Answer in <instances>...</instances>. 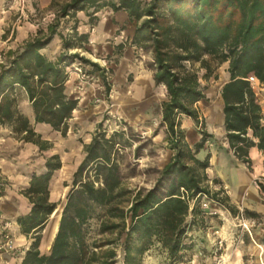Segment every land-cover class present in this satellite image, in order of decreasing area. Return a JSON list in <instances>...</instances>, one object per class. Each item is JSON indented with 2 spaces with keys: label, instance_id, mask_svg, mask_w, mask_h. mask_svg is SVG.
<instances>
[{
  "label": "trees",
  "instance_id": "1",
  "mask_svg": "<svg viewBox=\"0 0 264 264\" xmlns=\"http://www.w3.org/2000/svg\"><path fill=\"white\" fill-rule=\"evenodd\" d=\"M108 7L126 10L137 23L133 42L152 50L155 81L167 91L161 104L162 125L174 153L153 188L132 193L123 186L119 165L112 156L117 130L107 137L101 123L91 143L84 145L86 157L74 173L58 231L50 250L43 252V230L57 209V203L50 199V181L62 166L58 154L47 157L46 171L33 174L30 186L24 190L32 209L20 216L18 223L32 242L22 264H116L119 247L123 264H143L145 253L155 242L173 264L183 262L193 246L189 237L193 220L189 216L197 217L201 210L199 203L191 206L181 188L190 198L211 194L205 184L211 154L204 159L197 157L210 134L202 130L201 140L190 145L181 127V116L200 123L197 103L206 97L207 89L203 81L217 79L218 68L226 62L230 80L223 85L221 96L230 148L237 158L249 163L250 147L264 151L263 109L246 79L254 73L264 84V0H69L61 5L47 30L38 29L35 37L9 50L1 60L0 128L9 129L42 151L51 147L52 143L42 138L20 108L23 91L35 122L48 124L67 136L69 121L78 107V99L66 90L68 62L81 59L97 66L79 52L70 53L71 49L84 48L89 38L78 32L76 16L84 10L92 23L94 14ZM67 17L74 18V25L65 34L60 27ZM57 34L63 51L53 59L43 49ZM196 63L200 64L198 68L194 67ZM108 73L104 69L101 75L110 92ZM260 187L264 191V185ZM220 192H214V198L219 199ZM223 203L237 212L227 197ZM96 207H101L103 214L99 236L90 241L88 224ZM246 213L258 215L250 210Z\"/></svg>",
  "mask_w": 264,
  "mask_h": 264
},
{
  "label": "crops",
  "instance_id": "2",
  "mask_svg": "<svg viewBox=\"0 0 264 264\" xmlns=\"http://www.w3.org/2000/svg\"><path fill=\"white\" fill-rule=\"evenodd\" d=\"M29 1L34 11L37 10L42 16L41 19H30L29 25L20 34L19 42H16V48L23 45L25 40L35 37L38 29L47 30V26L53 22L51 17L55 15L51 7L54 0ZM36 15L32 14L33 17ZM94 15L96 18L92 23L84 10L79 11L76 16L78 32L88 34L89 38L84 48L71 49L70 53L79 52L81 56L96 63L97 66L81 59L76 60V62L83 63L92 74L93 81L86 83L81 81L74 71H70L73 62H68L66 69L70 73L66 90L69 96L78 99V107L74 110L73 117L69 121L67 136H62L60 132L53 130L48 124L36 123L34 111L27 95L23 91L20 92V108L28 115L35 130L41 134L44 140L50 141L52 145L48 150L42 151L38 145L26 142L24 155L28 153L35 155L36 152L43 153L44 159L38 169L35 165L27 168L20 165V162L0 157V214L3 216L0 220V231L6 227L5 223L9 222L14 243L17 246L16 250H21L18 251V255L15 254L16 251L10 254L0 252V264H22L24 254L32 242V238H28L22 233L18 218L28 214L32 209V203L24 194V190L30 186L33 174L44 173L46 171V158L58 154L62 166L54 172L50 181V199L57 202L63 193H68L74 173L86 157L85 152L83 157L77 161V152L85 144L91 143L103 118L108 115L110 102L113 100L111 91L116 88L121 97L127 95L122 100L125 102L131 118L136 117V114H133V109H131L132 106L144 105L148 109L154 100L163 102L166 99V87L156 83L153 67L151 65L145 66L138 58L140 56L138 47L142 46L133 42L137 23L130 19L128 12L124 9L114 11L108 7ZM67 18L62 20L64 25L61 27L65 34L70 32L74 25V18ZM48 19L49 22H47ZM62 51V39L58 34L43 49V52L53 59ZM144 53L148 54V60L152 61L155 67L152 50L146 47ZM228 67L229 63L226 62L223 64L222 70H217L218 78H213L216 83L214 85L206 84V97L197 103L200 111L199 119L204 126L202 130L210 134L197 157L204 159L209 153L211 154L210 166L207 169L209 181L212 183V179H218L219 182L214 184L222 186L228 202L237 211L236 214H233L228 208H219L223 215L222 218L225 220L224 228L230 230L232 225L236 223V218H239V215L242 216L244 210L255 211L264 219V191L257 181L259 179L264 185V181H262L264 179L262 178L264 175V151L257 146L250 147L248 150L249 163L237 158L230 148L225 129L224 101L221 96L223 85L230 80ZM104 69L109 70L107 77L111 84L110 92L107 91L101 75ZM129 78H131L130 81ZM210 82L213 81L210 79ZM260 104L264 108L261 102ZM147 117L152 121L149 122V125L144 126L145 129L147 131L154 129L156 137L163 140L166 133L165 126L162 125V108L158 113H151ZM158 122L161 124L157 125ZM198 124L190 116H181V127L185 130L186 139L192 146L202 138ZM76 139H83L84 143L77 144ZM170 151L171 158L174 151L172 149ZM60 215V210L57 208L47 224L48 226L51 221L54 222L49 238L51 244L58 231ZM193 233L196 234L195 229L192 231ZM196 246L193 244L188 252ZM262 247L264 248V241ZM241 253L239 248L231 251V253L228 252L227 257H230L227 258L228 263L240 264L243 261ZM261 259L264 262V255Z\"/></svg>",
  "mask_w": 264,
  "mask_h": 264
},
{
  "label": "rangeland",
  "instance_id": "3",
  "mask_svg": "<svg viewBox=\"0 0 264 264\" xmlns=\"http://www.w3.org/2000/svg\"><path fill=\"white\" fill-rule=\"evenodd\" d=\"M67 1L69 0H54L51 6L55 12V15L51 17L53 22L57 18V11ZM32 14L37 15L33 17ZM41 16L37 10L34 11L29 0H0V62L9 50L16 48V42H19L20 34L29 25L30 19H41ZM47 22H49V19ZM62 25L64 24L61 23V27ZM142 47L146 49V47ZM147 56L148 54L144 53L143 57L138 56V58L145 66L151 65L155 71L156 68L153 66V62L149 61ZM199 66V63L194 65L195 68ZM222 66L223 64L218 69L222 70ZM201 72H204V70H201ZM130 80L131 78H129ZM211 81L213 82L204 80V84L214 85L216 83L213 77ZM256 92L259 101L264 105V87L262 89L256 88ZM111 94H113V100L110 102L108 115L103 118L102 127L107 130V137L117 130L112 156L119 165L123 186L131 190L132 193L139 189L149 190L156 185L160 177V171L169 161L171 154V148L167 143L166 136L163 140H159L154 129L147 131L144 127L152 121L147 116L151 113H158L161 110L162 102L154 100L150 103L148 109L144 105L132 106L131 109H133V114H136V117L131 118L125 102L122 100L127 95L121 97L116 88L111 91ZM160 124L161 122L157 123V125ZM198 127L202 131L204 126L201 121ZM76 141L77 144L84 143L83 139H76ZM26 145V142L12 134L9 129L0 128V157L20 162V165L27 168L35 165L38 169L44 159L43 153L36 152L35 155L30 153L24 155ZM77 153L76 158L78 161L85 154L84 147L80 148ZM90 170L94 172L93 166ZM209 180L210 178L205 184L211 189V194L201 195L195 202L199 203L201 212L197 217L189 216V220H193L189 237L192 240V244L197 246L186 254L183 264H229L228 259L230 257H227V253H231V251H235L238 248L243 256V261L240 264H262L261 258L264 255V251L259 245L262 246L264 241V219L260 214L252 216L244 210L242 211V216L239 215V218H236L237 220L232 225L233 227L230 230L225 229V220L222 218L223 215L219 208L229 209L228 204L223 203L226 193L222 186L214 184L219 182L217 178L212 179V183ZM214 180H217V182ZM257 181L259 186L263 184L259 179ZM164 186H167V183ZM228 187L230 186L228 185ZM219 190H221L219 199H216L213 193ZM66 194V192L63 193L56 202L60 214L66 202ZM206 201H210L208 209H205L203 205ZM102 214L103 209L101 207L94 209V216L88 224L90 241L99 236L98 228ZM53 225L54 222L51 221L50 225L43 230L41 244L43 252L50 250L51 241L49 238ZM194 229L196 230V234L193 233L195 235L192 234ZM215 231L218 232L216 233ZM28 240L31 241V239ZM18 251L20 252L21 250H16L17 253L15 252V254L18 255ZM117 259L116 264H123L122 247L118 248ZM143 264H173V261L161 245L155 242L149 251L145 253Z\"/></svg>",
  "mask_w": 264,
  "mask_h": 264
},
{
  "label": "built area",
  "instance_id": "4",
  "mask_svg": "<svg viewBox=\"0 0 264 264\" xmlns=\"http://www.w3.org/2000/svg\"><path fill=\"white\" fill-rule=\"evenodd\" d=\"M138 51L140 52V56L143 57V54H144L143 47H138ZM70 71H74L77 74L78 78L83 82L87 83V82L93 81L92 74L85 68V66L81 62H76V61L73 62L71 65ZM68 73H70V72L68 71ZM246 79L251 83V85L255 89V91H256V88L262 89L264 87V84L258 79V77L254 73H250L246 77ZM256 94H257V92H256ZM262 109H263V116L261 118V124L264 125V108L262 107ZM262 178H264V175L262 176ZM181 191L183 193V197L186 196L189 199L191 206L193 207L196 200L200 197V194L197 195L196 198H190L188 196L187 191L183 187L181 188ZM209 204H210V201H206L203 203L205 209L209 208ZM214 213H216V212H214ZM2 218H3V216H2V214H0V220ZM5 226L6 227L0 231V252H6V253L10 254V253H13L16 251L17 246L14 243V237H13V234L11 232L9 222H6ZM248 230H249V228H248ZM215 232L217 233L218 231H215ZM259 247L264 251V248H262L261 245H259ZM179 264H183V262H181ZM262 264H264V262H262Z\"/></svg>",
  "mask_w": 264,
  "mask_h": 264
}]
</instances>
